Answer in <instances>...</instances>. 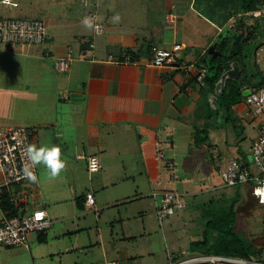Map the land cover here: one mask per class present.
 <instances>
[{
	"label": "crops",
	"instance_id": "0c3cea01",
	"mask_svg": "<svg viewBox=\"0 0 264 264\" xmlns=\"http://www.w3.org/2000/svg\"><path fill=\"white\" fill-rule=\"evenodd\" d=\"M156 1L148 8L144 22L133 32H125L107 11L102 24L108 32L97 36L94 27L89 29L82 23L85 14L75 19L68 13L53 23L42 20L47 25L43 46L0 43V127L36 128L32 145L44 138L41 146H49L48 137H53L52 145L60 147L65 164L64 172L55 178L38 174V183L15 188L17 196L26 191L35 194V200L28 202L30 210L42 209L48 213L47 199L42 195L40 184L57 182L69 185L79 211L91 208L96 213L95 195L96 206L90 207L86 204L89 194L76 197L75 190L71 189V186L79 190L83 187L80 184L85 181L84 176L81 178L83 172L88 173L92 185L102 193L112 190L115 198L116 189L128 187L130 183L141 189L152 184L154 194L173 191L160 188L178 185L180 147L184 144L189 155H197L202 147H207L206 144L196 146L194 140L195 125L203 124L197 121L195 113L196 108L203 105L205 86L204 80L199 81L204 69L199 68L198 63L203 57L218 56L217 50L213 55L209 52L220 43L222 34L228 32V25L219 27L197 11L191 2L168 0L163 14ZM6 8H0V18L5 17L2 14ZM172 13L176 16L168 18ZM98 17L100 19V15ZM89 42L94 44L93 48L89 47ZM153 45L179 49L175 53V64L153 65L150 51ZM130 54L135 55V60ZM62 59L69 61V69L64 73L56 70ZM256 63L263 67L260 62ZM45 83L51 90H45ZM47 91L51 94V107L41 118L24 121L8 111L13 97H35L41 103ZM237 107L241 108L237 110L239 114L250 118L244 104ZM157 145L163 147L166 161L157 159ZM90 156H97L101 164V170L94 174L88 169ZM95 176H99L98 183H95ZM146 177L151 180L148 184ZM114 204L113 207L119 205ZM96 214L101 217V211ZM5 215L0 207V224ZM51 219L53 224L47 232L31 237L37 248L51 236L61 234L53 230L54 220ZM69 220L64 217L59 222L69 223ZM142 233H147L145 225ZM97 238H100L99 228ZM20 249L32 252L31 246L29 250ZM75 251L73 247L66 248L65 253L73 256ZM113 262L122 264L118 260H108L105 255L103 264Z\"/></svg>",
	"mask_w": 264,
	"mask_h": 264
},
{
	"label": "rangeland",
	"instance_id": "374dc122",
	"mask_svg": "<svg viewBox=\"0 0 264 264\" xmlns=\"http://www.w3.org/2000/svg\"><path fill=\"white\" fill-rule=\"evenodd\" d=\"M15 1L20 4V7L12 8L10 11L3 7L7 10L4 9L2 15L53 23L54 20L63 19L64 15L68 13L75 19L81 14L90 18V12V14L100 15L98 22L102 24L103 15L108 11L112 17L119 16V20L114 21L117 25L121 24L120 27L122 26L125 32H133L137 25L144 22L148 8L152 7L155 0ZM167 1L157 0L155 2L162 7L163 14L166 13L164 6L168 4ZM181 1L194 3L197 11L201 9V11L207 12L205 14H209L210 10L215 9L217 0H212V3L211 0ZM85 2L90 4V7H86ZM93 2L96 3L93 4ZM81 3L83 4L81 5ZM92 5H96L98 9ZM201 14L205 15L202 12ZM242 14L240 12L230 17L226 22L228 25L226 29H229V24L236 22L238 27L230 29L229 32H239L238 34L242 36L249 28H255L256 41L249 44L247 49L255 53L256 61L263 64V67L258 65L259 68L264 70V13L262 18L248 14L243 17ZM214 19L219 22L224 20L222 13H217ZM214 22L216 21L214 20ZM218 26L222 27L220 24ZM106 30L105 25L104 33L108 32ZM254 37L252 36V38ZM235 42L234 40L230 41L231 48ZM154 49L160 50L162 54L167 55V58H170L169 54L173 55L179 52V49H167L157 45L151 46L150 51L153 53ZM32 78L35 79L33 76ZM46 80L49 78H45ZM45 90H51V86H47L45 83ZM37 101L38 99L35 97L25 98L23 96L17 99L13 97L8 111L14 113V117L24 121L36 120L50 111L51 94L47 91L46 98L42 99L41 103ZM204 102V106L196 108L195 115L197 121H202L206 125L196 124L195 132L203 129L207 131L208 140L204 145L207 147H202L197 155H189L183 144L177 158L178 185L173 184L160 188V190L178 191L187 205L186 210L177 212L175 216L161 223L157 217V206L161 199L155 200L152 197L154 194L152 184H149L146 189L137 188L131 183L128 187L120 186L116 189L117 197L115 198L112 190L102 193L101 189L92 185L88 173L83 172L81 178L84 176L85 181L80 183L83 187L79 190V188L71 186V189L75 190L76 197H80L82 194L96 196L97 209L101 211V217L98 218L91 208H86L83 212L78 210L75 198L67 183L44 184L42 182L40 184L42 195L47 199L48 214L54 220L53 230L56 232L59 230L60 236H51L44 244L38 243V248L34 239H30L31 253L24 249L6 248L0 245V264H103L105 255L108 260H118L122 264H171L173 263L169 260L171 254H180L182 251L190 253L193 242L204 240L210 214H220L226 210L236 212V231L256 250L261 249L254 259L264 264V205L259 204L249 186H225L219 173V170L232 159L246 161V158L251 154L259 123L252 116L246 118L239 114L241 110L239 107L234 109L233 120L227 122L226 119L229 116L225 109L219 110L217 104H214V100H212L213 104L209 103L210 105L206 104V100ZM237 110L239 111L237 112ZM42 139L40 138V141L35 145L41 146ZM51 140L53 141V137L49 136V147L53 146ZM250 165L252 166L251 163ZM38 167L39 176L43 173L45 176H49L48 170L43 164ZM98 177L95 176V183H98ZM148 182L151 180L147 179L146 183L148 184ZM54 193H56L55 199L53 198ZM122 200H126L125 203H119ZM57 201L63 203L59 205ZM114 203L119 205L113 207ZM64 217L70 218L69 223L59 222ZM144 225L147 229L146 234L142 233ZM98 228L99 239L97 238ZM32 236L35 237V234ZM212 240L215 242V234ZM72 247L76 251L73 256H70L65 253V250Z\"/></svg>",
	"mask_w": 264,
	"mask_h": 264
},
{
	"label": "built area",
	"instance_id": "2783aa9c",
	"mask_svg": "<svg viewBox=\"0 0 264 264\" xmlns=\"http://www.w3.org/2000/svg\"><path fill=\"white\" fill-rule=\"evenodd\" d=\"M84 5L90 7V4L86 2ZM4 6L18 8L19 4L14 0H0V8ZM248 15L260 18L262 11L248 13ZM90 16L94 21L95 35L104 34V26L98 22L97 13H91ZM168 17L173 19L175 14L172 13ZM236 25V22L229 24L227 31L229 32L230 29L237 27ZM46 39L47 25L44 21L13 17L0 18V43L2 44L39 46L43 45ZM93 46L94 44L89 42V47L93 48ZM153 51V65L172 66L175 64V54H169L168 57L170 58H167V55L162 54L160 50L154 49ZM68 69L69 61L67 59L60 60L56 66L58 72L64 73ZM205 75L206 70L204 69L199 75V81H202ZM244 105L252 118L259 123L257 136L250 154L252 160L251 162L248 160L242 162L239 159H232L224 168L220 169L219 173L225 186H249L254 194L255 189L260 186L257 181H264V88L247 90ZM35 135L36 128L0 127V202L4 196H8L10 203L16 209V212L6 214L0 224V245L6 248H25L29 250L32 235L47 232L53 224L52 219L45 210L29 209L28 202L35 200L33 192H22L19 196L14 194L15 188L34 184L24 177L23 169L28 163L25 149L27 146L32 145ZM156 153L159 161L167 160L161 145H157ZM87 160L90 173L94 174L101 170L100 160L97 156H90ZM32 171L37 177L36 184L38 183L39 174L37 166H34ZM254 196L259 204L264 205L260 196L255 194ZM153 198L155 200L161 199L157 206V215L161 223L187 208L183 196L178 191L155 193ZM86 204L90 207L96 206L93 195L89 194L86 197ZM96 213L99 214L97 208ZM169 260L173 262L171 264H263L254 259L246 260L203 253H187L185 251L180 252V254H171ZM110 264L118 263L113 262Z\"/></svg>",
	"mask_w": 264,
	"mask_h": 264
},
{
	"label": "trees",
	"instance_id": "16d2710c",
	"mask_svg": "<svg viewBox=\"0 0 264 264\" xmlns=\"http://www.w3.org/2000/svg\"><path fill=\"white\" fill-rule=\"evenodd\" d=\"M218 1V4L216 5ZM215 9L207 12L201 11L212 21L225 26L230 17L236 13L242 12L243 17L248 13L263 11L264 0H217ZM212 3V0H211ZM213 5V4H212ZM235 8V9H233ZM224 11V12H222ZM222 13V22L214 19L216 14ZM214 19V20H213ZM255 28H249L245 35L240 36L236 32L231 34L226 32L222 34L220 43L216 45V50L219 55L215 58H201L198 67L206 70L204 77L205 86L202 89L203 104L210 105L212 100L217 104L219 110L225 109L228 114L227 122L233 120L234 109L245 103V95L247 90H260L264 88V71L259 68L256 61V55L247 49V46L253 41L256 34ZM248 36H251L249 42H243ZM252 36L254 38H252ZM236 41L231 48L230 41ZM130 57L135 60V55L130 54ZM233 66L240 68V75L236 79H228L225 87L218 89L223 75L228 72ZM212 98L210 101L209 99ZM205 99V100H204ZM202 105V106H204ZM195 144L200 147L206 144L208 140V133L206 130H200L195 133ZM248 160V158H246ZM79 205L81 204L78 202ZM0 207L6 214L16 212L14 206L10 203L9 197L4 196L0 202ZM80 207H82L80 205ZM210 219L207 222V230L205 232L204 240L196 241L191 244V253H203L206 255L225 256L232 258H241L246 260L254 259L261 249H257L248 244L239 233L236 231V212L223 211L220 214H210ZM216 235V240L213 242L212 237ZM255 260V259H254ZM257 261V260H256ZM260 262V261H259Z\"/></svg>",
	"mask_w": 264,
	"mask_h": 264
},
{
	"label": "clouds",
	"instance_id": "9594fccd",
	"mask_svg": "<svg viewBox=\"0 0 264 264\" xmlns=\"http://www.w3.org/2000/svg\"><path fill=\"white\" fill-rule=\"evenodd\" d=\"M114 20L118 21L119 16L113 17ZM85 27L92 29L94 27L93 21L89 17H85L82 21ZM28 163L24 166L23 175L29 181L37 182V177L34 175L32 168L36 165L43 164L50 177H57L61 170L65 167L64 161L61 158V149L59 146H36L29 145L25 149ZM243 179V178H242ZM257 183L260 185L255 189V195L262 198L264 202V181L258 180ZM39 215V214H38Z\"/></svg>",
	"mask_w": 264,
	"mask_h": 264
},
{
	"label": "water",
	"instance_id": "95a60500",
	"mask_svg": "<svg viewBox=\"0 0 264 264\" xmlns=\"http://www.w3.org/2000/svg\"><path fill=\"white\" fill-rule=\"evenodd\" d=\"M250 40H251V36H248L243 42L244 43L249 42ZM215 52H216L215 48L213 47V48H211L209 54L213 55ZM217 53H218L217 55H219V52H217ZM239 75H240V68L238 66H233L228 72H226L223 75L220 83L218 84V89L220 90L221 88H224L226 81L228 79H232V80L236 79L239 77ZM251 160H252V158H251V156H249L248 161L251 162ZM199 264H208V263H199Z\"/></svg>",
	"mask_w": 264,
	"mask_h": 264
}]
</instances>
